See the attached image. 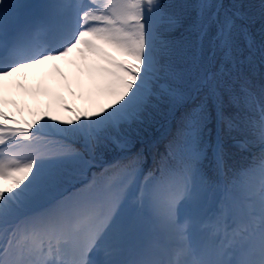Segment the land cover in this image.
Here are the masks:
<instances>
[{
    "label": "snow or ice",
    "instance_id": "obj_1",
    "mask_svg": "<svg viewBox=\"0 0 264 264\" xmlns=\"http://www.w3.org/2000/svg\"><path fill=\"white\" fill-rule=\"evenodd\" d=\"M74 52L89 107L5 110L9 78ZM161 109L165 152L137 147ZM228 138L259 146L223 189L247 211L209 228ZM0 264H264V0H0Z\"/></svg>",
    "mask_w": 264,
    "mask_h": 264
},
{
    "label": "rangeland",
    "instance_id": "obj_2",
    "mask_svg": "<svg viewBox=\"0 0 264 264\" xmlns=\"http://www.w3.org/2000/svg\"><path fill=\"white\" fill-rule=\"evenodd\" d=\"M180 2H182V0H175V3ZM226 2H228V0H226ZM245 2H248V0H245ZM252 2L258 3V0H252ZM28 4H30V0H28ZM56 64L59 67L58 62H56ZM59 69L63 72L61 68ZM43 71L46 73H42ZM259 71L260 69L257 68V77L259 76ZM18 74H20V72ZM21 75L22 76H18L15 74L6 82L4 93L5 100L7 101L5 106L6 111L16 114L17 118L22 120L38 119L39 115L43 112H49V114L57 115L62 119H68L73 116H67L64 118L60 112L51 108L50 101H52L56 95L59 100H66L68 98L67 95H69L70 98H72L69 103L73 106L72 104L75 103V99H77L75 76L66 74L61 77L59 73L53 71L48 65H40L34 68L25 69V72ZM37 79H41V81L37 84L36 89L35 81ZM61 107H63V105H61ZM164 112L167 113V109H161L160 111L154 113L147 124L149 128L152 129L160 122L161 118H163L166 120L163 121L162 124L167 125L166 128L163 130L161 127L163 126L162 124L156 126L155 132L152 134L140 132V129H138L139 135L134 134L139 137L137 147H141L145 143H152L158 140L161 142L155 144L156 150L161 148V146L164 147V145L166 150L169 133L173 130L174 121L170 115H167ZM155 115H158V117H154ZM235 143L238 144L237 142ZM228 145L230 144L226 143V146ZM165 150L159 152L163 153ZM4 183L7 185L10 182L6 181ZM222 196L225 198L224 191H222ZM244 199L245 198H243L240 194L234 193L231 198V203L226 209L220 208L219 204L216 202L217 200L212 202L206 195L203 218L207 222L209 228L214 226L216 218L219 217L222 212H225V210L227 211L226 219L229 224L242 220L245 216L242 213V210L247 209L246 199ZM144 222H149L147 217H144Z\"/></svg>",
    "mask_w": 264,
    "mask_h": 264
},
{
    "label": "trees",
    "instance_id": "obj_3",
    "mask_svg": "<svg viewBox=\"0 0 264 264\" xmlns=\"http://www.w3.org/2000/svg\"><path fill=\"white\" fill-rule=\"evenodd\" d=\"M173 2H175V0H173ZM165 114L169 115V113L167 112H164ZM154 117H158V115H155ZM166 119H163L161 118L160 122L157 123L155 125L156 126H159L162 124L163 121H165ZM163 126H161L163 128V130L166 128L167 125L165 124H162ZM173 126H174V123H173ZM155 127H153L152 129L149 128L147 122L143 125H141L139 128L135 129L134 130V134L136 135H139V130L140 129V132H143V133H149V134H152L155 132ZM142 134V133H141ZM238 139H241L242 138H239ZM233 139H226V143L230 144L228 146H235L233 147L230 151H226V157H225V165H226V180L227 181H232L234 183H236L238 186H239V183H240V180L243 176V170L246 169L247 167H249V165L251 164L252 162V156L253 154L255 153H258L259 150H255L256 148H258L259 146L256 145V146H253V145H248V147H250V149H239L237 148L236 146H239V145H235ZM161 141H154L152 142L153 144H158L160 143ZM237 148V149H236ZM165 150V145L164 147L161 146V148H159L157 151H163ZM230 155V156H229ZM232 157V158H231ZM148 163L151 164V156H149L148 158ZM213 177L214 179H216V172L213 171ZM239 190V188L237 189Z\"/></svg>",
    "mask_w": 264,
    "mask_h": 264
},
{
    "label": "bare ground",
    "instance_id": "obj_4",
    "mask_svg": "<svg viewBox=\"0 0 264 264\" xmlns=\"http://www.w3.org/2000/svg\"><path fill=\"white\" fill-rule=\"evenodd\" d=\"M19 2L24 3L23 0H19ZM40 0H38L36 3H39ZM11 27L13 25V23H10ZM75 53V57L72 58L73 62H70L68 60H61V61H57L59 64V68L62 69L63 74L64 75H71V76H75V85H76V89H77V99H75V103H73L71 106V104L69 103L72 98H70L69 95H67V99L66 100H59V98L56 96H54L53 100L50 101L51 103V108L57 110L58 112H60V114L66 118L67 116L71 117L73 115V113L71 112H66L64 111L63 107H61V105H64L65 103L68 104L69 106L73 107L74 109H85L87 107H89V101L86 98V95H82L86 92V90L84 88L81 87V83H86L87 81V77L85 76H81L78 70V65H79V56L76 52ZM75 62V63H74ZM42 73H46V72H42ZM18 76H22L20 74H16ZM39 81H41V79H37L35 81V87L37 89V84L39 83ZM62 111V112H61ZM235 145H239L236 146L237 148L241 149H246V147H241L240 144H235ZM233 147L235 146H226V151H230ZM236 148V149H237ZM149 222H146L145 224L147 225Z\"/></svg>",
    "mask_w": 264,
    "mask_h": 264
}]
</instances>
